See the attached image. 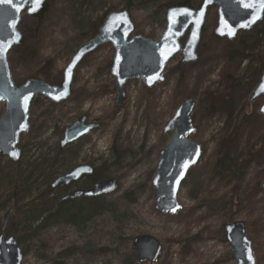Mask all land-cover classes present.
<instances>
[{
  "label": "rangeland",
  "instance_id": "1",
  "mask_svg": "<svg viewBox=\"0 0 264 264\" xmlns=\"http://www.w3.org/2000/svg\"><path fill=\"white\" fill-rule=\"evenodd\" d=\"M170 1L175 0H133L126 8L127 0H47L41 17L22 15L23 41L9 53L13 82L19 87L35 78L60 85L74 53L99 33L111 11L129 10L135 26L129 39L142 35L158 40L167 25L164 3ZM216 25L214 6L207 14L199 60L182 64L177 54L166 66L165 80L152 88L141 79L129 80L127 99L120 106L115 105L111 43L99 46L79 64L67 100L54 103L44 96L34 98L30 128L18 144L22 158L14 161L27 172L36 166L30 183L34 189L25 205H16L3 189L10 176L2 169L11 159L0 154V193L6 202L0 205V232L3 216L13 209L5 233L18 240L22 264H237L224 226L238 220L247 225L257 264H264V176L257 177L264 170V148L259 156L250 157L237 146L243 142L241 137L235 138L230 158L241 173L228 176L229 171L220 186L211 178L217 141L226 132L243 130L239 128L243 114L248 116L244 128L255 126V113L259 114L264 101L261 97L247 104L264 73V18L233 40L215 36ZM187 37L188 32L182 44ZM228 88L233 91L232 113H210L213 94ZM188 98L196 101L191 117L197 128L189 138L201 145L202 156L181 185L177 197L181 208L174 214L164 213L155 209L152 180L160 153L173 134L164 128ZM4 111L2 102L0 117ZM82 117L95 127L62 148L65 129ZM84 163L101 170L99 180L117 177V188L76 200V205L65 204L62 216L50 218L68 191L62 185L53 188L52 182ZM90 183L82 180L74 189ZM212 197L226 201L209 206ZM139 235H151L162 244L157 261L138 260L133 241Z\"/></svg>",
  "mask_w": 264,
  "mask_h": 264
},
{
  "label": "water",
  "instance_id": "2",
  "mask_svg": "<svg viewBox=\"0 0 264 264\" xmlns=\"http://www.w3.org/2000/svg\"><path fill=\"white\" fill-rule=\"evenodd\" d=\"M46 3L47 0H40L39 4H36L35 0L31 2L24 0L23 3H20V0L0 3V103H5V111L0 117V154L8 156L13 161L22 158L23 150L18 144L22 134L30 128L29 111L34 98L44 96L54 103L67 100L72 93L76 68L99 46L111 43L114 47L111 74L115 77L117 85L115 105L120 106L127 99L126 84L129 80L141 79L146 87L152 88L165 80L166 66L177 54L181 55L182 64H192L199 60V47L210 8L217 7L215 36L228 40L235 39L240 32L251 30L264 18V10L259 7L258 0H202L196 8L188 5L169 7L166 11L167 25L158 40L142 35H134L129 39L135 30L129 10L111 11L100 27L99 33L74 53L64 69L60 85L28 78L18 87L12 80L9 53L23 41V33L19 30L23 13L28 16H38L44 11ZM30 8L35 10L30 11ZM246 24L248 26L244 27L243 25ZM232 31L235 34L229 35L228 33ZM187 32V40L182 44L181 40ZM262 88H264V73L248 99V106L264 97ZM57 96L59 99L56 98ZM195 105L196 101L193 98L184 100L164 128L165 133L173 132V134L160 153L157 172L152 180L156 192L157 211L174 214L181 208L177 198L181 185L187 178L189 170L201 158V145L189 138V135L197 129L191 117ZM258 111L264 119V101ZM94 127V124L87 123L86 117H82L65 129L60 146L64 148L77 141ZM93 172L92 165L81 164L68 173L56 177L51 186L57 188L62 184L69 185L84 176L92 175ZM117 183V177L98 180L89 189H77L68 193L60 199V202L107 194L117 188ZM261 188L264 191V181L261 183ZM12 215L13 209H9L1 222L0 264H22L24 257L16 237L6 236L5 233ZM224 231L226 240L231 245V255L237 264H257L246 223L241 220L228 223L224 226ZM133 245L141 263H153L162 253V244L151 235L136 236Z\"/></svg>",
  "mask_w": 264,
  "mask_h": 264
},
{
  "label": "trees",
  "instance_id": "3",
  "mask_svg": "<svg viewBox=\"0 0 264 264\" xmlns=\"http://www.w3.org/2000/svg\"><path fill=\"white\" fill-rule=\"evenodd\" d=\"M127 1L128 3H127L126 8H129L133 0H127ZM151 1L153 0H141V2L143 3H147V2L149 3ZM201 1L202 0H175V1L164 3V6L167 9L174 5H188L190 7H196V6L198 7ZM45 9L37 17H41L44 14ZM204 30H206V28H204ZM259 80L260 78L257 79L255 83L258 84ZM248 83L252 84L253 82L251 80V81H248ZM232 96H233V91L230 88L214 93L213 98H212V103L210 106V110H209L210 113L216 114L220 111H227L229 114H231L232 113ZM241 115L242 113L239 114V117ZM247 117H248L247 114H243V117L239 118L240 120L239 128L240 129L243 128L242 131H238L237 129L235 132L234 131L231 133L226 132V134H224L217 141V145H216L217 159L214 163H212L211 178L217 180V184L219 186L220 184L225 183L224 179H225L226 174H228L229 171L230 172L228 176H236V175H239V173H241L240 170L239 171L235 170L233 161L230 158L232 154L231 147L233 144H236L235 143L236 139L241 137L243 142H239L237 146L241 145L240 147L242 148L243 152L250 157L259 156L261 149L264 148V119H262L258 113H255V117H256L255 126L244 128L245 124L243 123ZM18 165L19 164L14 161L7 160V165L3 167L2 171L5 174L8 172V174L6 175L10 176V179L5 181V188L3 189H5V191L8 193L10 199H13L14 202H16V205H18L19 203L25 205V199L29 196L31 191L34 189V186L30 183H31V177L33 174L32 172L36 168V166L32 165V168L28 169L30 170V172H27L26 170L20 169ZM99 171L100 173L98 172V170H95L94 175L89 178L91 183L97 182L101 178L102 172L101 170ZM263 173H264V170L263 172L257 174V177L258 175L261 177L264 176ZM53 175L54 174L52 173L51 177ZM259 183H260V180L258 181V185ZM210 193L214 194V192H209V194ZM3 197H4V194L0 193V205L2 206L4 203H6L2 201ZM223 201H226V200H223L220 198L214 200L212 197L211 204H209V206L212 205L214 202L222 203ZM230 203L233 204L232 201H230ZM72 204L76 205L77 203L73 202ZM55 210H56L55 213H52L50 218L54 217V214L56 216L58 215L62 216L64 213V205L58 204V207L55 208ZM30 217L32 216L30 215ZM30 217H29V221H31ZM47 219H49V216H47Z\"/></svg>",
  "mask_w": 264,
  "mask_h": 264
},
{
  "label": "flooded vegetation",
  "instance_id": "4",
  "mask_svg": "<svg viewBox=\"0 0 264 264\" xmlns=\"http://www.w3.org/2000/svg\"><path fill=\"white\" fill-rule=\"evenodd\" d=\"M84 164H86V163H84ZM76 167V166H75ZM94 167V166H93ZM74 168V167H73ZM72 168V169H73ZM72 169H70V170H68L66 173H68L69 171H71ZM66 173H64V174H66ZM94 173H95V167H94V172H93V174L92 175H88V176H84L82 179H80L79 181H76V182H73V183H71V184H69V185H66V184H62V186H64V189H66V190H68L63 196H65V195H67L68 193H70V192H73V191H75V190H77V189H89V188H91L93 185H94V183H90V185L89 186H82V187H77V188H75L74 189V186L78 183V182H80V181H82V180H85V179H88L89 180V178L90 177H92L93 175H94ZM63 174V175H64ZM90 181V180H89ZM91 182V181H90ZM61 186V185H60ZM74 189V190H73ZM62 196V197H63ZM82 198H90V197H81V198H76V199H69V200H65V201H62V202H60V199H59V204H61V205H65V204H71V203H73V202H76V200H79V199H82Z\"/></svg>",
  "mask_w": 264,
  "mask_h": 264
},
{
  "label": "snow or ice",
  "instance_id": "5",
  "mask_svg": "<svg viewBox=\"0 0 264 264\" xmlns=\"http://www.w3.org/2000/svg\"><path fill=\"white\" fill-rule=\"evenodd\" d=\"M12 2V0H0V3H11ZM24 2V0H20V3H23ZM29 2H31V0H29ZM258 2H259V7L262 9V10H264V0H258ZM35 3L36 4H39L40 3V0H35ZM246 7H249L250 5H245ZM35 9L34 8H30V11H34ZM17 11H19V9H17ZM185 11H187V10H185ZM258 18V17H257ZM244 27H247L248 25L246 24V25H243ZM229 35H234L235 33H234V31H232V32H229L228 33ZM166 58V57H165ZM69 73H70V71H71V69L69 68ZM262 90H264V88H262ZM57 99H59V97L57 96L56 97ZM173 211H175V209H172ZM249 258H251V256L249 257Z\"/></svg>",
  "mask_w": 264,
  "mask_h": 264
}]
</instances>
